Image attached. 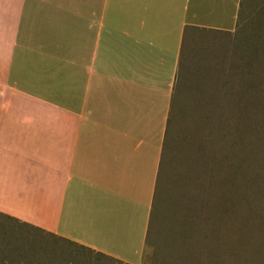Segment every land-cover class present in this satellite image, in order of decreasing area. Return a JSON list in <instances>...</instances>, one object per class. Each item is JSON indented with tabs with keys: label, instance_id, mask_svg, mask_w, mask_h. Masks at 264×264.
Returning a JSON list of instances; mask_svg holds the SVG:
<instances>
[{
	"label": "crops",
	"instance_id": "crops-1",
	"mask_svg": "<svg viewBox=\"0 0 264 264\" xmlns=\"http://www.w3.org/2000/svg\"><path fill=\"white\" fill-rule=\"evenodd\" d=\"M242 0H0V217L139 264L186 37Z\"/></svg>",
	"mask_w": 264,
	"mask_h": 264
},
{
	"label": "rangeland",
	"instance_id": "rangeland-1",
	"mask_svg": "<svg viewBox=\"0 0 264 264\" xmlns=\"http://www.w3.org/2000/svg\"><path fill=\"white\" fill-rule=\"evenodd\" d=\"M139 264H264V0L186 37ZM0 217V264H128Z\"/></svg>",
	"mask_w": 264,
	"mask_h": 264
}]
</instances>
